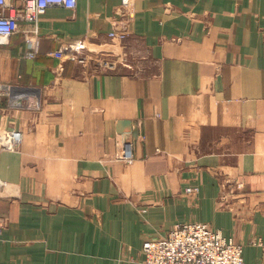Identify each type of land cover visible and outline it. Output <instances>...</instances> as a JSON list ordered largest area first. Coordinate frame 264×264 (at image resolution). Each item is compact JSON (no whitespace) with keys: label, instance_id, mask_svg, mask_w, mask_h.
<instances>
[{"label":"crops","instance_id":"crops-1","mask_svg":"<svg viewBox=\"0 0 264 264\" xmlns=\"http://www.w3.org/2000/svg\"><path fill=\"white\" fill-rule=\"evenodd\" d=\"M123 1L49 8L35 59L28 23L0 46V88L26 106L0 101L23 133L0 153V264H146L145 241L194 222L264 264V0H126L120 41ZM79 41L116 67L52 56ZM129 137L131 164L114 159Z\"/></svg>","mask_w":264,"mask_h":264},{"label":"built area","instance_id":"built-area-1","mask_svg":"<svg viewBox=\"0 0 264 264\" xmlns=\"http://www.w3.org/2000/svg\"><path fill=\"white\" fill-rule=\"evenodd\" d=\"M21 7L13 5L12 0H0V46L9 43L10 38L18 31L21 22L31 25L33 36L27 40L29 51L27 58L35 59L40 48L38 40V23L42 15L54 6L69 10L77 8V0H20ZM131 10L126 0L118 10L121 24L117 22L108 33L111 39L124 41L128 37V26L132 21ZM84 42L77 44L62 43L52 56L64 61L73 60L88 64L95 58H86ZM108 70L116 67V59H95ZM126 64V60H122ZM16 93V94H15ZM16 87L4 85L0 88V101L9 99L10 108L24 107L18 98ZM16 95V98H12ZM17 99V101H15ZM26 107V106H25ZM23 141V133L16 129H0V153L18 152ZM115 160L127 164L134 161V141L125 139L116 151ZM6 183L0 179V190ZM189 194L198 193V188H188ZM5 228V220L0 218V235ZM252 245H262L261 240H253ZM244 246L233 238L225 237L220 231L212 229L206 223L176 224L169 233L159 239H150L143 243L142 254L146 264H246L243 257Z\"/></svg>","mask_w":264,"mask_h":264}]
</instances>
